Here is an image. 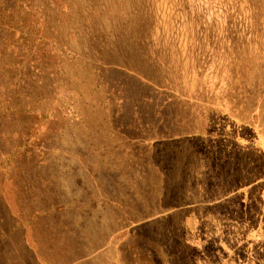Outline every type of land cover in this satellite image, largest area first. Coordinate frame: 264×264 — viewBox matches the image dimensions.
<instances>
[{"label": "rangeland", "instance_id": "374dc122", "mask_svg": "<svg viewBox=\"0 0 264 264\" xmlns=\"http://www.w3.org/2000/svg\"><path fill=\"white\" fill-rule=\"evenodd\" d=\"M77 1L0 0V264H264V0Z\"/></svg>", "mask_w": 264, "mask_h": 264}, {"label": "bare ground", "instance_id": "6f19581e", "mask_svg": "<svg viewBox=\"0 0 264 264\" xmlns=\"http://www.w3.org/2000/svg\"><path fill=\"white\" fill-rule=\"evenodd\" d=\"M52 1V0H51ZM70 1V0H69ZM119 1H121V3H122V6H120L121 7V9H122V11H123V13H126V15H128V14H131L132 13V10H133V8H135L136 7V4H134V0L132 1V0H106V4L108 5V6H112L113 4H116V8H117V6H118V4H117V2H119ZM42 2V1H41ZM79 2H82V3H80V5H83V2H84V0H79ZM78 1H77V3H79ZM105 2V1H104ZM103 2V3H104ZM47 3V2H46ZM76 3V4H77ZM102 4V3H101ZM105 4V5H106ZM69 5V4H68ZM45 6V5H44ZM69 6H71V4L69 5ZM101 6V5H100ZM73 7V6H72ZM48 8V7H47ZM119 8V7H118ZM42 9H44V8H42ZM49 9H51V8H49ZM76 13L77 14H80L81 13V8L80 7H78V6H76ZM74 9V10H75ZM88 9V8H87ZM91 10V9H90ZM47 11H48V9H47ZM89 11V10H88ZM116 11V10H115ZM66 11H64V13H65ZM109 12V11H108ZM117 12V11H116ZM114 13V12H113ZM121 13V12H120ZM122 13V14H123ZM77 14H75V15H77ZM118 13H116V15H117ZM62 15V14H61ZM68 15V14H67ZM81 15V14H80ZM88 15V14H87ZM90 15V14H89ZM88 15V16H89ZM115 16V15H114ZM123 16V15H122ZM53 17V16H52ZM109 17V16H108ZM131 17H133V16H131ZM130 17V18H131ZM90 18V17H89ZM124 18H125V16H124ZM127 18H128V16H127ZM34 19V18H33ZM48 19V18H47ZM53 19V18H52ZM51 19V20H52ZM62 19V18H61ZM113 19V18H112ZM111 19V20H112ZM49 20V19H48ZM50 20V21H51ZM124 20V19H123ZM33 21V20H32ZM53 21V20H52ZM89 21V20H88ZM120 21H121V19H120ZM49 22V21H48ZM51 24V23H50ZM49 24V25H50ZM56 24V23H55ZM26 27H27V25H26ZM49 27H52V26H49ZM92 28V27H91ZM93 32V31H92ZM65 38V37H64ZM89 38V37H88ZM63 40V39H62ZM85 41V40H84ZM97 41V40H96ZM80 42V41H79ZM91 42H93V41H91ZM85 43V42H84ZM106 45V44H105ZM127 52H123V54L122 55H124V56H127V54H126ZM130 59V58H129ZM129 62H130V60H129ZM103 210V209H102ZM105 210V209H104ZM101 213V212H100ZM107 226V225H106ZM106 230V229H105ZM108 231V230H107ZM147 247V246H146ZM128 248V247H127ZM128 250V249H127ZM135 251V250H134ZM139 254V253H138ZM138 256V255H137ZM109 258V257H108ZM131 259V258H130ZM137 263V262H136Z\"/></svg>", "mask_w": 264, "mask_h": 264}, {"label": "crops", "instance_id": "0c3cea01", "mask_svg": "<svg viewBox=\"0 0 264 264\" xmlns=\"http://www.w3.org/2000/svg\"><path fill=\"white\" fill-rule=\"evenodd\" d=\"M72 188H74V187H72ZM72 188H71V189H72ZM101 190H102V189H101L100 187L97 186V190H96V191L98 192V191H101Z\"/></svg>", "mask_w": 264, "mask_h": 264}, {"label": "trees", "instance_id": "16d2710c", "mask_svg": "<svg viewBox=\"0 0 264 264\" xmlns=\"http://www.w3.org/2000/svg\"><path fill=\"white\" fill-rule=\"evenodd\" d=\"M151 131V130H150ZM160 139V138H159ZM151 150V148L150 149H147V151L149 152Z\"/></svg>", "mask_w": 264, "mask_h": 264}]
</instances>
